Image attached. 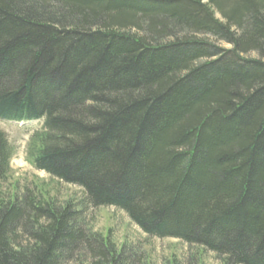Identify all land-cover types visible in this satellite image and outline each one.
Listing matches in <instances>:
<instances>
[{
	"label": "trees",
	"instance_id": "obj_1",
	"mask_svg": "<svg viewBox=\"0 0 264 264\" xmlns=\"http://www.w3.org/2000/svg\"><path fill=\"white\" fill-rule=\"evenodd\" d=\"M0 120L83 193L12 184L0 129V264H156L110 207L198 251L165 264H264V0H0Z\"/></svg>",
	"mask_w": 264,
	"mask_h": 264
},
{
	"label": "rangeland",
	"instance_id": "obj_2",
	"mask_svg": "<svg viewBox=\"0 0 264 264\" xmlns=\"http://www.w3.org/2000/svg\"><path fill=\"white\" fill-rule=\"evenodd\" d=\"M222 47L227 49L230 46L222 44ZM41 127L39 122L12 123L0 120V129L7 134L13 154L10 163L12 176L10 182L18 184L22 189L39 185L48 190L60 203L71 200L79 204L83 199L81 189L61 183L46 173L38 171L32 165V158L27 150L28 143L30 136ZM86 222L95 233L105 236L111 231L112 236L119 243L125 241L140 245L142 252L149 255L156 264H165L172 258L188 260L190 256H195L198 252L179 240L148 238L123 211L114 207L90 210L87 213ZM199 255L205 263L217 264L213 254L200 251Z\"/></svg>",
	"mask_w": 264,
	"mask_h": 264
}]
</instances>
